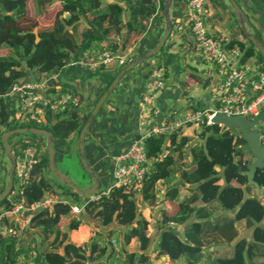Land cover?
I'll return each mask as SVG.
<instances>
[{
  "label": "trees",
  "instance_id": "16d2710c",
  "mask_svg": "<svg viewBox=\"0 0 264 264\" xmlns=\"http://www.w3.org/2000/svg\"><path fill=\"white\" fill-rule=\"evenodd\" d=\"M27 1L0 0V47L8 48L6 52L0 50V146L2 133L10 126L16 127V123L9 120L14 110L2 97L12 83L25 77L29 70L60 73L72 58L110 35L140 37L146 32L150 19L159 10L163 12L164 8L163 0H33L39 20L49 13L55 1L60 5L53 21L38 28L39 41L35 42L32 30L40 24H31L30 28L28 21L25 23L30 18ZM224 46L238 48L241 53L239 64L255 57L261 63L260 71H264V59L248 39L247 42L229 39ZM118 47V44L112 43L109 48L117 51ZM164 47L155 56L162 55L161 66L166 71L173 55L164 56ZM187 70L190 72L186 76L201 87L209 85L208 77L190 67ZM116 74L108 76V85ZM89 113L76 108L63 116L47 114L43 127L52 133L55 142L63 143L73 136L78 139ZM190 126L192 124L146 137L144 148L148 167L139 191L125 184H111L102 188L97 197H88L83 203L80 198L84 196L48 176L51 175L48 160L43 156L21 187L28 205L49 192L58 194L53 182L60 187L62 200L55 202L51 210L35 212L29 225L46 240L52 236V245H60L62 251L45 250L42 262L36 260L35 264H83L98 251L99 244L95 239L89 246L66 241L67 231L77 230L80 224V219L71 213V206L75 204L83 206L82 213L103 227L112 224L125 227L122 245L124 264H148L146 251L151 244L148 233L150 222L140 213L137 196L151 207L161 203L157 249L159 255L168 256L170 264H177L180 259L186 264L205 261L206 264H245L247 258L261 255L264 244V168L255 171L254 180L260 189L257 192L254 185L246 184L247 178L242 173L249 170L252 154L241 137L233 136L225 126L207 123L205 119L196 133L197 140L188 147L192 139L184 134V130ZM260 135V144L264 146V125ZM212 167H219L220 173L210 174ZM174 179L179 183L169 185ZM181 184L188 185L189 194L183 198L178 195ZM167 200L177 202V210L168 212L162 205ZM8 205L7 199L0 203V207ZM227 211L233 214L228 215ZM62 218L67 219L64 231L58 226ZM238 226L251 229L252 241L238 238ZM114 234L112 229L106 232L108 238ZM133 239L138 251L126 249ZM16 244V237L0 236V264H17L22 250L17 249ZM215 244L230 245V255L211 258L207 249ZM95 264L105 263L98 261Z\"/></svg>",
  "mask_w": 264,
  "mask_h": 264
},
{
  "label": "crops",
  "instance_id": "0c3cea01",
  "mask_svg": "<svg viewBox=\"0 0 264 264\" xmlns=\"http://www.w3.org/2000/svg\"><path fill=\"white\" fill-rule=\"evenodd\" d=\"M206 1L211 10V15L207 20L208 30L214 36L220 38L224 43L229 39H237L247 42L229 2L227 0ZM235 1L246 15L248 31L254 32L264 44V0ZM187 2L188 0H172L169 9V17L172 24H175V22L184 15ZM26 7L28 15L30 11V18L25 20V23L28 21L29 24L36 25V23L39 22V24L43 26L50 24L53 21L54 13L60 8V5L55 1L54 5L52 4L49 13L41 20L37 18L35 13L36 6L33 0L27 1ZM164 30V14L159 10L148 22L146 32L142 36L128 38L126 35H110L100 42L91 44L86 51H89V53L92 54L95 50L102 47H110L112 43H116L119 46L117 52L127 54L128 60L132 61L145 51L155 48ZM164 46V56L170 54L173 56L166 69L167 85L158 99V119L160 122H167L166 120L170 119L173 115L177 114L184 108H189L190 106L192 108L197 104L212 105L214 101L213 91L219 83V77L213 66L202 63L198 58L194 49L193 40L188 34H178L175 31H171ZM0 50L6 52L8 48L6 46H1ZM227 54L231 60L230 63H237L239 66L243 65L247 67L250 72L260 70L261 68V63L255 57H251L245 63L239 64L238 59L241 53L236 46L229 49ZM161 56L162 55L150 57L146 59L145 62L141 61L132 70L127 72L120 79L116 88L106 98L88 127L84 137V154L90 167L97 173L101 187L109 186L113 182L111 171L114 162L129 145L131 139L136 135L138 130L141 106H143L144 103L142 100L143 77L140 76L138 66H143L144 64H147L149 67L152 65L157 66V64L161 65ZM233 59H236V62L233 61ZM123 67V64L118 62L108 67H102L98 72L87 73L85 75H80L78 73L83 71L79 66L71 69L64 68L60 71L54 81H50V85L54 86L56 89L69 90L77 94L82 100L81 109L85 112H90L99 96L106 89L109 80L108 76H114ZM189 67L194 69L197 73L203 74L204 77H208L210 79L209 85L203 88L197 82H188L186 73L190 72V70H187ZM46 76H48V73H39L35 70H29L27 75L23 78L28 80H42ZM197 125L198 124H192V126L186 127L184 134L191 136V132L188 131V129L191 127L194 128ZM53 142L56 144L54 145L55 155L56 153H59L58 161L61 162L64 156H66L72 159L76 158V160L80 162L78 156V139H76L75 136L63 143L55 142L53 138ZM193 143L194 140L191 141L188 147ZM253 160L254 159H252V161ZM2 163L3 165L6 164L3 161ZM1 171L2 170H0V189L5 187L8 182V172L6 176V171ZM220 171L219 167H212L209 170V173L215 175L220 173ZM64 173L67 174L66 172ZM81 178L85 181L84 176ZM87 179L88 180L84 182L83 186H78L82 189L89 187L93 183V179L90 177ZM178 183L179 181L174 179L169 185ZM220 183H222V181H220ZM180 186L178 195L180 198H183V196L189 194L186 189L188 185L181 184ZM57 187L58 184L53 182V188L55 191H59ZM259 190H257V192H259ZM86 199L85 197H81L80 202L83 203ZM162 205L167 208L168 212L175 211L178 208V204L174 200L164 201V204ZM198 205H201V203L198 202ZM227 214L232 215L233 212L227 211ZM143 216L147 218L144 213ZM26 217V214H22L20 220L24 219V221H20L18 224V243L16 248L22 251L17 257V264H35L36 260L41 263L45 250L56 249L60 252L62 251L61 246L52 245L50 243L52 240H46L36 228L30 227L25 220ZM77 218L80 219L78 229L69 230L66 241H72L79 245L86 244L89 246L90 242L95 239L99 244L98 250H101L100 254L104 255L106 250L104 256L102 255L94 258V253L91 259H88L83 264H95L98 261H102L105 264H124V252L122 247L116 246L112 249V253L108 257L107 255L110 253L111 248H109L105 242V239L109 240L106 236V232L109 229H120L117 227L120 225L112 224L103 227L95 219L84 213L79 214ZM61 221H65V218H62ZM150 226L151 224H149V228ZM154 233L153 235L150 232V236L153 239V246H151L147 252L150 257V262L152 264H170L168 256H161L158 253L157 242L159 234L157 228ZM238 233V238H245L248 242L252 241L251 229L238 226ZM98 234L101 235L98 236ZM112 240L113 238L110 241ZM135 246L136 241L133 239L126 246V249L129 251H138ZM153 248L155 249L154 252H152ZM207 252L211 254V258H214L216 256L230 255L231 249L230 245L215 244L214 246H210L207 249ZM86 255L89 256V253L87 252ZM159 260H162V262L159 263ZM176 263L186 264L183 259L177 260ZM200 264H206V261L201 262ZM245 264H264V244L262 245L261 255H257L253 259L247 258Z\"/></svg>",
  "mask_w": 264,
  "mask_h": 264
},
{
  "label": "built area",
  "instance_id": "2783aa9c",
  "mask_svg": "<svg viewBox=\"0 0 264 264\" xmlns=\"http://www.w3.org/2000/svg\"><path fill=\"white\" fill-rule=\"evenodd\" d=\"M210 15L211 10L206 0H188L184 15L172 24L173 31L178 34L187 32L190 35L198 58L202 63L213 66L219 77V83L213 91L214 101L209 105L216 104V107L211 108L212 112L206 115L204 120L210 123V119L216 113L228 116L242 115L249 119L264 114V71L250 72L243 65L230 63L227 52L231 48H226L225 43L208 30L207 20ZM233 61L236 62V59ZM118 62L126 66L130 60L127 54L102 47L92 54L89 51L80 52L68 62L66 68L79 66L83 71L78 73L85 75ZM58 74L59 72L50 73L42 80L21 78L12 83L2 95L14 110L9 120L16 123L14 124L16 127L10 126L9 129L28 127L46 129L43 126L46 125L47 114L63 116L64 113L81 108L82 100L77 94L50 85V81H54ZM147 75L149 79L142 89V100L148 107L145 109L144 104L141 106L137 133L116 158L111 171L112 185L125 184L133 186L137 191L148 167L144 148L146 137L152 133L170 132L187 124H199L203 118L202 111L189 107L173 115L166 120L167 122H160L158 99L167 85L166 71L161 65H152ZM9 144L14 158L13 183L6 197L9 205L0 207V236L16 237L18 243V224L24 221L20 220L21 215L26 214L25 220L29 224L35 212L51 210L54 203L62 200V197L49 192L42 199L28 205L23 196L21 185L28 181L37 162L43 156L47 157L46 137L23 135L19 140L15 134L9 139ZM2 161L6 164L3 165ZM0 170L6 171L7 176L9 163L2 146ZM4 188L0 189V193ZM83 210V206L76 204L71 206V213L75 216H79Z\"/></svg>",
  "mask_w": 264,
  "mask_h": 264
},
{
  "label": "water",
  "instance_id": "95a60500",
  "mask_svg": "<svg viewBox=\"0 0 264 264\" xmlns=\"http://www.w3.org/2000/svg\"><path fill=\"white\" fill-rule=\"evenodd\" d=\"M230 6L233 9L235 17L240 25L242 33L246 38L253 44V46L259 51L262 58L264 59V44L260 38L254 33L249 32L247 29L248 21L246 15L236 3L235 0H227ZM172 0H164L163 14L165 19V30L162 36L159 39L157 46L153 49L147 50L141 55L137 56L134 60L129 62L124 66L113 78L111 83L107 88L102 92L97 101L95 102L92 110L90 111L85 123L83 124L81 130L78 134V156L80 164L85 172L90 178L93 179V183L87 188H80L67 174H65L55 162V148L53 146V137L52 133L47 129H39L34 127L28 128H13L6 130L2 133L1 144L4 150L5 156L10 162L9 171H8V182L5 185V188L0 193V203L4 201L9 194L12 183H13V172H14V158L11 152V146L9 144V138L15 134H24L32 133L36 135H43L46 137V146H47V166L48 171L52 176L60 183L61 185L69 188L71 191L78 193L84 197H92L98 195L102 187L100 185V180L97 173L90 167L88 164L85 154H84V137L88 130V127L96 114L98 113L100 107L109 96V94L116 88L120 79L130 70H132L139 62L146 60L154 55H157L160 49L164 46L166 39L170 36L172 30V23L169 17V9L171 6ZM41 25L36 26L32 33L35 35V42L39 41L38 28ZM261 120H264V114L249 119L242 115H226L224 113H216L210 119V123L221 124L225 126L233 136L241 137L248 145L249 150L253 156V161L250 164L249 170L243 171L242 173L247 178V185H254L257 190H259L258 183L254 180L255 171L257 168H264V146L260 144L261 136L257 126Z\"/></svg>",
  "mask_w": 264,
  "mask_h": 264
},
{
  "label": "rangeland",
  "instance_id": "374dc122",
  "mask_svg": "<svg viewBox=\"0 0 264 264\" xmlns=\"http://www.w3.org/2000/svg\"><path fill=\"white\" fill-rule=\"evenodd\" d=\"M104 1H106V0H104ZM53 5H54V3H53ZM30 28H31V24H30ZM155 56V55H154ZM144 62L146 61V60H143ZM138 68H139V71H140V76L141 77H143V84H142V89L144 88V86H145V83L148 81V79H149V77H148V70H149V66H147V64H144L143 66L142 65H140V66H138ZM187 81L189 82L190 81V83L191 82H193V80L192 79H190V78H188L187 79ZM187 83V82H186ZM144 104V103H143ZM145 105V109L148 107V105L147 104H144ZM212 107H216V104H214L213 106H209V105H204V104H197V105H195V106H193L192 107V109H196V110H200V111H202L203 112V118L198 122L199 124L197 125V126H195L194 128L193 127H191L190 129H188V131H190L191 132V139L192 140H194V141H196L197 140V136H196V133L197 132H199L200 131V129H201V123L204 121V118H205V116L206 115H208V114H210L211 112H212V110H211V108ZM262 125H264V120H261L260 122H259V124H258V126H257V128L258 129H260L261 130V127H262ZM23 135L24 136H43V135H36V134H32V133H24V134H16V137H18L19 138V140L20 139H22L23 138ZM12 137V136H11ZM10 137V138H11ZM44 137V136H43ZM9 138V139H10ZM53 144V146L54 145H56L54 142L52 143ZM57 149V148H56ZM58 155H59V153H56V155H55V162H56V165L63 171V172H66L68 175H69V177L70 178H72V180L77 184V185H80V186H83V184H84V182L86 181V180H88L87 178H89V176H88V174L85 172V170L80 166V164H79V161L78 160H76V158H70V157H66V156H64V158L62 159V161L60 162V161H58ZM251 159H253V157L251 156L250 157ZM6 159H7V161H8V163H9V166H10V162H9V160H8V158L6 157ZM51 174V173H50ZM49 177H51L52 179L54 178L53 176H52V174L51 175H48ZM82 176H84L85 177V181H83L82 180ZM90 180V179H89ZM57 184V183H56ZM58 188V190L59 191H57L58 192V194L60 195V196H62L61 194H60V191H61V189H60V187L58 186L57 187ZM86 198H88V197H85V199ZM136 202H137V205H138V209H139V211H140V213L143 215V213L144 214H146V216H147V218H148V220H150L149 222H150V224H151V226H150V228L148 229V233L150 234V232H151V234H153L154 233V231L156 230V228H157V226H158V221H159V218H160V216H158L159 215V208H160V206H161V203L159 202L158 204L156 203L155 204V206H149V205H147V204H145L144 202H142V201H140L139 200V197L137 196L136 197ZM66 224H67V220L65 219V221H61L60 223H59V228H60V230L61 231H63V230H66V228H65V226H66ZM117 226V225H116ZM117 227H119L120 229H114V233H116V234H114L115 236H112V237H110L109 238V240H107V239H105V242H106V244L108 245V247L109 248H115L116 246L118 247V246H120V247H122V245H123V233H124V229H125V227H121V226H117ZM150 230V231H149ZM68 232V231H67ZM155 234V233H154ZM153 234V235H154ZM158 234H159V230H158ZM52 238V236L49 238L50 240H52L51 239ZM113 238V240L112 241H110L111 239ZM48 239V240H49ZM49 240V241H50ZM152 238H151V244H150V246L148 247V249H147V251H146V253L148 252V250L150 249V247L151 246H153L152 245ZM52 242V241H51ZM50 242V243H51ZM52 244V243H51ZM57 245H59L58 243H57ZM60 246V245H59ZM136 247V246H135ZM155 248V247H154ZM152 249V252H154V250L155 249ZM101 253V250H98L96 253H95V256H93L94 258L96 257H98V256H102L103 254H100ZM105 253H106V250H105ZM105 253H104V255H105ZM109 254V253H108ZM148 254V253H147ZM103 255V256H104ZM156 255H158V254H156ZM155 258H156V256H155ZM157 259H159V258H157ZM162 262V260H159V263H161ZM123 263H124V261H123ZM148 264H152L151 262H150V257H149V263Z\"/></svg>",
  "mask_w": 264,
  "mask_h": 264
},
{
  "label": "clouds",
  "instance_id": "9594fccd",
  "mask_svg": "<svg viewBox=\"0 0 264 264\" xmlns=\"http://www.w3.org/2000/svg\"><path fill=\"white\" fill-rule=\"evenodd\" d=\"M258 129V128H257ZM259 130V129H258ZM261 136V135H260Z\"/></svg>",
  "mask_w": 264,
  "mask_h": 264
}]
</instances>
